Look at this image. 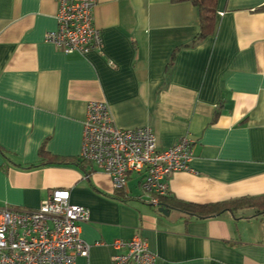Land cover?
I'll return each mask as SVG.
<instances>
[{"label": "crops", "instance_id": "obj_1", "mask_svg": "<svg viewBox=\"0 0 264 264\" xmlns=\"http://www.w3.org/2000/svg\"><path fill=\"white\" fill-rule=\"evenodd\" d=\"M58 9L55 0H0V208H36L69 189L91 210L80 233L91 247L77 264H110L113 242L135 235L155 264H264V213L165 214L79 161L88 103L103 100L118 126H151L160 148L193 141L191 169L171 176L169 196H263L264 0H218L208 36L189 0H97L102 52L87 54L46 41Z\"/></svg>", "mask_w": 264, "mask_h": 264}, {"label": "built area", "instance_id": "obj_2", "mask_svg": "<svg viewBox=\"0 0 264 264\" xmlns=\"http://www.w3.org/2000/svg\"><path fill=\"white\" fill-rule=\"evenodd\" d=\"M58 28L45 39L65 53L102 52L101 30L94 23L97 0H55ZM194 143L187 136L169 148H160L151 126L123 128L116 124L107 101L91 100L84 120L80 159L112 177L115 189L128 190L135 173L140 176V198L160 206L170 194V178L190 170ZM89 207L71 201V191L56 188L40 206L0 208V264H77L91 245L81 236L89 221ZM110 264H155L157 255L147 239L135 235L116 239ZM126 249V250H125Z\"/></svg>", "mask_w": 264, "mask_h": 264}, {"label": "trees", "instance_id": "obj_3", "mask_svg": "<svg viewBox=\"0 0 264 264\" xmlns=\"http://www.w3.org/2000/svg\"><path fill=\"white\" fill-rule=\"evenodd\" d=\"M184 1V0H176ZM198 9L200 14V32L199 36H208L215 31L216 21H217V7L218 0H189ZM44 154V151H42ZM50 161L66 162L71 161L65 158H52ZM81 163H85L79 159ZM77 163V162H76ZM79 163V162H78ZM125 190V189H118ZM140 200V195L137 196ZM161 205L173 207L180 209L181 211L189 214L190 216H196L199 218H208L211 216L223 214L225 212H235L243 208H254L258 210V213H264V195L263 196H251L234 198L222 202H217L213 204H196L191 202H186L172 196H163L160 200Z\"/></svg>", "mask_w": 264, "mask_h": 264}, {"label": "rangeland", "instance_id": "obj_4", "mask_svg": "<svg viewBox=\"0 0 264 264\" xmlns=\"http://www.w3.org/2000/svg\"><path fill=\"white\" fill-rule=\"evenodd\" d=\"M139 176L135 173L132 176V179H130L129 181V186H128V190L130 189V191L132 192H136V193H141L143 194V190L141 188V186H139ZM138 182V186L136 187V183Z\"/></svg>", "mask_w": 264, "mask_h": 264}, {"label": "water", "instance_id": "obj_5", "mask_svg": "<svg viewBox=\"0 0 264 264\" xmlns=\"http://www.w3.org/2000/svg\"><path fill=\"white\" fill-rule=\"evenodd\" d=\"M158 209H159L160 212L165 213V214H168V213H169V210H170V209H169L167 206H165V205H160Z\"/></svg>", "mask_w": 264, "mask_h": 264}]
</instances>
